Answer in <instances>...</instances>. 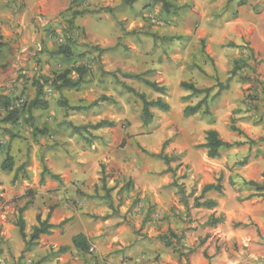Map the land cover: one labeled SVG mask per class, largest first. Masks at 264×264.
Wrapping results in <instances>:
<instances>
[{"label":"rangeland","instance_id":"374dc122","mask_svg":"<svg viewBox=\"0 0 264 264\" xmlns=\"http://www.w3.org/2000/svg\"><path fill=\"white\" fill-rule=\"evenodd\" d=\"M9 1L14 4V14L25 6L23 0ZM244 1L249 2L70 0L68 8L71 9L62 10L50 20L40 16L34 19L36 38L34 41L29 39L32 46L29 47L31 53L26 65L17 61V52L22 49V44L16 47L14 41L16 37L22 39L20 24L12 28L7 45L0 48V97L11 98L8 107L0 104V264H22V259L26 258L28 251L24 252L25 246L18 250L15 244L14 236L16 240L25 242L18 227L13 232L12 226L5 227L2 219L5 215L14 224L19 208L27 201L34 202L37 195L34 187L24 189L26 193L22 197L19 192L24 185L44 184L41 177L44 180V176L50 174L46 164L48 154L54 155L55 162L67 157L81 163L93 156L89 153L112 143L114 134L117 136L115 146L123 148L140 144L136 138L144 132H147L149 148L156 146L162 132L160 139L164 151L179 132V128L170 121L178 117L173 111L178 109L181 113L185 105L196 104L204 97V93L193 94L191 90L182 88V81L192 82L199 88L213 87L208 96L210 113L199 112L186 119L208 126L217 124L224 130L230 129L232 121L236 126L241 125L242 106L253 109L259 98L257 95L254 102L248 101L249 95L256 94L257 85L253 80L258 78L257 67L256 73L253 72L254 60L250 57L249 46L234 40L236 8ZM166 2L172 4L168 5V11ZM74 10L83 11V14L73 15ZM5 21L3 19L2 23ZM0 30L3 31L2 27ZM67 42L72 47L71 57L53 53ZM95 45L104 49L97 51L93 47ZM238 59L241 68L228 80ZM78 67L86 69L83 84L57 91L46 83L41 97L47 100L48 107L35 108L31 113L27 111L29 102L36 95L35 80L44 82L46 77L52 78L67 69H73L69 76L76 79L75 69ZM129 73H140L145 78L156 80L166 85L167 91H154L141 79L126 75ZM219 82H228L229 87L220 95L213 96ZM127 86L145 93L149 100L162 97L169 103V110L151 108L153 119L145 124L142 101ZM93 102L95 105L86 107ZM65 103L86 108L72 109ZM14 108L20 109V119L16 123L4 122L2 118ZM248 116L245 118L250 120ZM101 121L113 124L105 123L95 128L94 125ZM100 132H105V135H99ZM7 153L15 160L11 171L2 169ZM180 157V154H174L171 159L173 165L180 169L179 177L186 179L189 168L180 163ZM101 173L105 178L111 176L105 161L101 163ZM20 174L23 179L20 186H16ZM52 177L61 181L57 174H52ZM95 186V190L99 187L108 190L101 183ZM76 189L80 191L81 187L76 184ZM183 189L182 201L188 197V189ZM73 200L72 195L67 198V201ZM41 202L46 207L47 201L42 199ZM31 230L26 226L27 239ZM50 254L63 253L52 249ZM50 262L47 263L52 264Z\"/></svg>","mask_w":264,"mask_h":264},{"label":"crops","instance_id":"0c3cea01","mask_svg":"<svg viewBox=\"0 0 264 264\" xmlns=\"http://www.w3.org/2000/svg\"><path fill=\"white\" fill-rule=\"evenodd\" d=\"M23 1L24 8L14 14V4L0 0V27L3 29L0 34L7 41L12 28L20 24L22 39L16 37L14 41L16 47L22 44L17 61L26 65L31 53L30 40L36 38L34 19L40 16L50 20L66 10L70 0ZM236 9L234 40L238 44L246 43L254 51L260 60L257 77L264 84V0L244 1ZM261 88L257 90L259 98L253 109L242 106L241 125L237 127L245 135L231 128L224 130L217 124H196L186 119L196 114L186 116L184 108L181 113L172 109L178 117L170 121L179 132L164 149L170 156L169 164L152 155L164 148L160 139L162 132L153 148H149L146 141L147 132L136 138L140 144L123 148L115 146L117 136L114 134L112 143L89 153L93 156L81 163L67 157L55 162L54 155L48 154L46 164L50 174L44 176V184L24 185L19 196L25 195L24 189L30 187L37 191L36 199L30 201L24 211L29 229L37 224L38 213L43 219L49 215V222L56 227L51 233L41 235L22 264H48L51 260L52 264H264V191H257L246 183L264 182V142L221 147L220 155L215 158L208 156L206 148L197 147L205 142L208 129H216L229 142L245 141L246 136L264 137ZM246 115L251 119H246ZM174 154H180V163L189 168L186 179L179 177L180 169L173 165L171 156ZM243 160L246 161L241 164ZM102 161L111 172L108 179L101 173ZM169 167L171 171L167 170ZM52 174L59 175L62 183ZM220 176L223 192L210 190L200 199L216 200L217 205L195 207V198L201 195L202 188L216 183ZM22 179L20 174L16 186H20ZM174 181L188 189L184 201ZM100 183L108 190L102 187L95 190V185ZM76 184L81 187L80 191L74 190ZM70 195L74 196L73 201H67ZM42 199L47 201L46 207L40 203ZM212 216L223 219L211 225L207 221ZM2 220L5 227L11 225V230L16 231V220L12 224L5 215ZM79 233L87 236L92 253H84L74 246L73 237ZM14 239L18 250H23L25 242L16 240L15 236ZM62 246H68L63 254H50L52 249L55 251Z\"/></svg>","mask_w":264,"mask_h":264},{"label":"trees","instance_id":"16d2710c","mask_svg":"<svg viewBox=\"0 0 264 264\" xmlns=\"http://www.w3.org/2000/svg\"><path fill=\"white\" fill-rule=\"evenodd\" d=\"M172 4H169L168 2L165 3V6L167 7V11L169 10V6ZM71 9V7H69L67 10ZM81 15L83 14V11L80 10H74L73 11V15ZM7 45V41L4 39V37L0 34V48L4 47ZM235 45L236 44H232ZM241 46V45H238ZM97 51H102L104 48H101L99 45H95L93 46ZM249 49V53H250V57L254 60V66H253V72L256 73V67L257 65L260 63V60L257 59V57L254 54V51L251 48ZM53 53L56 54H61V55H65L66 57H71L73 55L72 52V47L70 43H63L61 44L56 50L53 51ZM239 59L235 61V64L232 68V70L230 71V76L228 78V80L231 79V77L233 75L236 74V72L241 68L238 63H239ZM73 69H67L65 71H63L62 73L56 74L54 75L52 78H45L44 82H40V80H35L34 83L36 85V95L35 97L29 102L28 106H27V111L29 113H31V111L35 108H47L48 107V102L47 100L43 99L41 96L43 95V87L46 83H49L51 86H53L57 91H61L63 88H77L79 87L82 83H84V75L86 72V69L84 67H78L75 69L76 73H77V78H71L69 75L71 73ZM129 75L131 77H135L137 79H141L148 87L152 88L154 91H157L159 93H165L167 91V86L164 84H160L159 82H157L156 80H150L148 78L143 77L142 74L140 73H129L126 74ZM254 85L256 84V94H254V96H248V101L250 103L254 102L257 96V90H259L260 86L262 93H264V84L263 82H261L258 78H255V80H253ZM180 86L184 89L187 90H191V93L193 94H201L204 93V97L197 102L196 104H187L184 107V115L188 116V115H194L196 113L199 112H204L209 114L210 110H209V103H208V96L210 94V92L212 91L213 87H207V88H199L197 87L194 83L192 82H188V81H182L180 83ZM128 89L134 93H136V95H138V97L141 99L142 101V120L145 124H148L150 121H152L153 119V111L151 110V108L153 107H158L162 110H169L170 105L169 103L164 100L162 97H158L155 100H149L147 98V95L145 93H141L138 92L135 88L131 87V86H127ZM218 90L214 93L213 96H218L221 94V92L225 89H227L229 87V83L227 82L226 84L219 82L217 84ZM260 91V90H259ZM11 101V98L8 96H1L0 97V104L1 105H5L6 107L9 106ZM96 102H93L91 104H89L86 107H91L93 105H95ZM65 106L67 107H71L72 109H84L86 108L85 106H68L67 103H65ZM20 119V109L19 108H14L13 110H9L5 116L2 118V120L6 123H16L18 120ZM105 123H108L110 125H112V122H106V121H101L99 123H97L96 125H94L95 128H99L102 125H104ZM75 128H77V126H73ZM230 128L234 131H237L239 134H244L245 132L237 127L233 121L232 124L230 125ZM206 137H205V142L202 144H199L197 147L200 148H206L207 152H208V156L215 158L218 157L220 155L219 149L221 147H226V148H231V147H235V146H239L242 145L244 143H249L251 145L253 144H257L259 142H264V137H259L258 139H252L249 138L248 136H246L247 140L245 141H234V142H229L227 140H224L219 132L216 129H208L206 130ZM166 143V142H164ZM0 147H2V144L0 143ZM153 156H156L158 158L164 159L165 162L167 164L170 163V156H168L167 154L164 153V151L162 150L161 152L157 153V154H152ZM246 160H243L242 162H240L241 164H243ZM15 165V160L14 157L7 153L4 161L2 162V169L6 170V171H11L13 170ZM47 170V167L44 166V171ZM167 170H172L171 167H169ZM56 177V175H54ZM41 181L43 182V176L41 177ZM222 182V177L220 176L216 183H209L206 184L203 188H202V193L199 197L195 198L194 201V206L195 207H208V208H213L217 205V201L213 200V199H207L204 201H201L200 199L203 197V195L210 190H216L218 192H223V186L221 184ZM174 185L178 186L180 193H183V187L181 184L176 183L175 181L173 182ZM247 184L253 186L257 191H264V182L260 183V182H256V181H247ZM30 201H27L22 207L19 208L18 210V216L16 219V226L19 229V232L22 236V238L25 240V251H28L31 249V246L36 244L37 241L40 239L41 235L43 234H48L51 233L52 230L56 227L55 224H52L49 222V215L47 216V218L43 219L42 215L40 213H38L37 215V224L34 225L32 227L31 233L29 235V238L27 239V233H26V220L23 217V213L25 211V209L29 206ZM223 219V217H214L212 216L207 222L211 225H215L219 222H221ZM73 243L74 246L84 252V253H90V248H91V244L87 238V236L85 234L79 233L77 235H75L73 237ZM68 246H62L58 249L59 252H65L67 251Z\"/></svg>","mask_w":264,"mask_h":264},{"label":"built area","instance_id":"2783aa9c","mask_svg":"<svg viewBox=\"0 0 264 264\" xmlns=\"http://www.w3.org/2000/svg\"><path fill=\"white\" fill-rule=\"evenodd\" d=\"M90 250L93 251V248L91 247Z\"/></svg>","mask_w":264,"mask_h":264}]
</instances>
